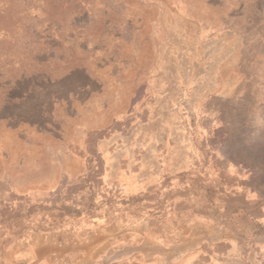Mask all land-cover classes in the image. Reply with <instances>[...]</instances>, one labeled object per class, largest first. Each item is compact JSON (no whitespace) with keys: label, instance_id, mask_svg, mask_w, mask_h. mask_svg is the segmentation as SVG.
I'll return each instance as SVG.
<instances>
[{"label":"rangeland","instance_id":"374dc122","mask_svg":"<svg viewBox=\"0 0 264 264\" xmlns=\"http://www.w3.org/2000/svg\"><path fill=\"white\" fill-rule=\"evenodd\" d=\"M263 229L264 0H0V264H264Z\"/></svg>","mask_w":264,"mask_h":264},{"label":"crops","instance_id":"0c3cea01","mask_svg":"<svg viewBox=\"0 0 264 264\" xmlns=\"http://www.w3.org/2000/svg\"><path fill=\"white\" fill-rule=\"evenodd\" d=\"M258 237H259L258 235L255 237V230H253L252 232H248L245 238L244 236L243 237L239 236L236 240H264V236L259 237V238Z\"/></svg>","mask_w":264,"mask_h":264}]
</instances>
